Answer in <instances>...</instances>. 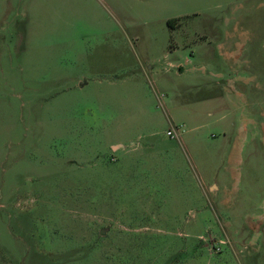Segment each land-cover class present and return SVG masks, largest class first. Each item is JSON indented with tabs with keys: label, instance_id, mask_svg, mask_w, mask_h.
<instances>
[{
	"label": "rangeland",
	"instance_id": "1",
	"mask_svg": "<svg viewBox=\"0 0 264 264\" xmlns=\"http://www.w3.org/2000/svg\"><path fill=\"white\" fill-rule=\"evenodd\" d=\"M263 263L264 0H0V264Z\"/></svg>",
	"mask_w": 264,
	"mask_h": 264
},
{
	"label": "crops",
	"instance_id": "2",
	"mask_svg": "<svg viewBox=\"0 0 264 264\" xmlns=\"http://www.w3.org/2000/svg\"><path fill=\"white\" fill-rule=\"evenodd\" d=\"M244 127L247 128L246 125H245ZM234 148H236V144H235ZM240 149H241V148H240ZM214 185L217 187V189H216L215 191H216V192H219V191H220V184L217 183V184H214ZM256 225H257V224L255 223V226H256ZM257 228L260 229V225H258ZM263 264H264V263H263Z\"/></svg>",
	"mask_w": 264,
	"mask_h": 264
},
{
	"label": "built area",
	"instance_id": "3",
	"mask_svg": "<svg viewBox=\"0 0 264 264\" xmlns=\"http://www.w3.org/2000/svg\"><path fill=\"white\" fill-rule=\"evenodd\" d=\"M176 132H177V131H176L175 128H174V129H170V130L168 131L169 134H173V135H176V134H177ZM222 241H224V240H222Z\"/></svg>",
	"mask_w": 264,
	"mask_h": 264
},
{
	"label": "trees",
	"instance_id": "4",
	"mask_svg": "<svg viewBox=\"0 0 264 264\" xmlns=\"http://www.w3.org/2000/svg\"><path fill=\"white\" fill-rule=\"evenodd\" d=\"M173 20H174V18H170V19L168 20V22H169L170 24H172Z\"/></svg>",
	"mask_w": 264,
	"mask_h": 264
}]
</instances>
